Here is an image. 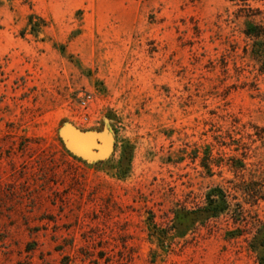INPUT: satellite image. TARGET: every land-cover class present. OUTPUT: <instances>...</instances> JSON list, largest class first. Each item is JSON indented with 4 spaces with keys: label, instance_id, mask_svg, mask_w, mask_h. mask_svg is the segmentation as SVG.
<instances>
[{
    "label": "rangeland",
    "instance_id": "374dc122",
    "mask_svg": "<svg viewBox=\"0 0 264 264\" xmlns=\"http://www.w3.org/2000/svg\"><path fill=\"white\" fill-rule=\"evenodd\" d=\"M247 3L0 0V264H264ZM216 189L227 208L202 211Z\"/></svg>",
    "mask_w": 264,
    "mask_h": 264
},
{
    "label": "trees",
    "instance_id": "16d2710c",
    "mask_svg": "<svg viewBox=\"0 0 264 264\" xmlns=\"http://www.w3.org/2000/svg\"><path fill=\"white\" fill-rule=\"evenodd\" d=\"M232 2H242L243 6H246L244 8L248 9L249 11H253L249 5L248 0H229ZM256 14L262 13L259 9L254 10ZM254 14V13H252ZM246 17H250L249 14L246 15ZM243 33L245 34L246 38L250 40L249 44V52L254 59V61L258 65V71L260 73H264V21H253L248 20L245 24V28L243 30ZM218 194H215V196L211 199L210 196L211 193L208 194V206L204 207L202 211L204 212H213L216 213L217 211H223L225 208H227L228 203L226 201V195L221 189H216ZM218 195V196H217ZM262 246H264V238L262 239L261 243Z\"/></svg>",
    "mask_w": 264,
    "mask_h": 264
},
{
    "label": "water",
    "instance_id": "95a60500",
    "mask_svg": "<svg viewBox=\"0 0 264 264\" xmlns=\"http://www.w3.org/2000/svg\"><path fill=\"white\" fill-rule=\"evenodd\" d=\"M64 142L71 154L86 161L104 159L111 149L110 139L106 135L74 129L65 133Z\"/></svg>",
    "mask_w": 264,
    "mask_h": 264
}]
</instances>
